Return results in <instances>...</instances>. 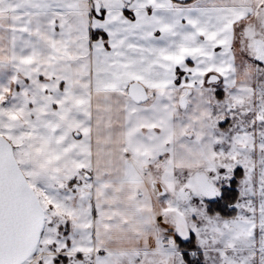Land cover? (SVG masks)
I'll use <instances>...</instances> for the list:
<instances>
[{
	"label": "snow or ice",
	"instance_id": "snow-or-ice-1",
	"mask_svg": "<svg viewBox=\"0 0 264 264\" xmlns=\"http://www.w3.org/2000/svg\"><path fill=\"white\" fill-rule=\"evenodd\" d=\"M0 264H264V0H0Z\"/></svg>",
	"mask_w": 264,
	"mask_h": 264
}]
</instances>
